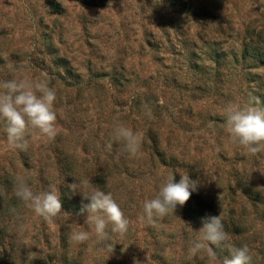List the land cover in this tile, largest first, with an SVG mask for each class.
I'll return each mask as SVG.
<instances>
[{
    "label": "rangeland",
    "instance_id": "rangeland-1",
    "mask_svg": "<svg viewBox=\"0 0 264 264\" xmlns=\"http://www.w3.org/2000/svg\"><path fill=\"white\" fill-rule=\"evenodd\" d=\"M14 75L56 89L57 135L34 134L21 151L0 122V264H222L223 246L189 255L219 215L228 242L264 264V153L230 142L222 115L229 103H264V0H0V81ZM117 122L140 133L137 155L111 141ZM169 173L199 185L151 224L144 202ZM18 175L36 193L68 189L72 208L46 223L15 197ZM76 182L111 192L129 219L111 252L81 214L90 200L67 187ZM74 228L90 239L71 244Z\"/></svg>",
    "mask_w": 264,
    "mask_h": 264
},
{
    "label": "clouds",
    "instance_id": "clouds-1",
    "mask_svg": "<svg viewBox=\"0 0 264 264\" xmlns=\"http://www.w3.org/2000/svg\"><path fill=\"white\" fill-rule=\"evenodd\" d=\"M9 69L13 73L17 71L11 64ZM56 100V89L50 87L48 79L14 75L12 79L0 81V122L4 124L9 144L21 151H27L30 137L34 134L48 140L54 139L57 135V115L54 109ZM146 114L150 117L151 110L148 109ZM222 115L230 142L249 155L264 153V103L258 97H253L243 105L229 103L224 107ZM111 141L120 143L124 152L135 156L140 150L142 137L126 124L117 122L112 131ZM29 180L30 177L23 175L15 178V197L46 223L50 225L55 223L62 212L57 189L51 187L48 191L36 193ZM198 185L199 180H190L187 174L181 175L177 183L174 174L169 173L156 196L144 202L143 209L147 221L155 224L174 214L178 205L182 207L186 204ZM67 187L73 194L79 192L84 199L90 200L89 204L82 207L81 214L87 212L85 222L95 233L97 241L105 243L111 252L112 235L123 236L130 227L129 219L112 193H106L98 188H91L85 193L82 191L83 185L77 182ZM11 211L15 213L16 209ZM199 233L189 248V255L195 256L207 251L214 257L215 253L210 246L216 248L223 246L228 250L230 258L225 257L222 264H252L253 255L247 245L236 247L228 242V233L225 231L221 215L205 218ZM89 239L90 233L85 230L74 228L69 235V242L73 245H80Z\"/></svg>",
    "mask_w": 264,
    "mask_h": 264
},
{
    "label": "trees",
    "instance_id": "trees-1",
    "mask_svg": "<svg viewBox=\"0 0 264 264\" xmlns=\"http://www.w3.org/2000/svg\"><path fill=\"white\" fill-rule=\"evenodd\" d=\"M182 4H184V3H182ZM181 6H183V5H181ZM186 6V5H185ZM247 33H245V35L248 37V40L250 41V42H252V40H253V38L255 37L254 36V30L253 31H246ZM253 34V35H252ZM53 65L55 66V68H61L62 67V65H63V63L64 62H62V61H53ZM64 69V68H63ZM68 170V172H70V171H72L71 169H67ZM66 170V171H67ZM65 171V172H66ZM95 172V171H94ZM102 172V171H101ZM67 173V172H66ZM103 174V173H102ZM102 174H92L91 175V177L89 178V180L92 182V184L93 185H95V184H99L98 183V180H99V182H101L100 180L102 179ZM5 183H3V185H1L0 186V191H2V188H3V186L5 187V185H4ZM66 190H68V189H64V188H62L61 189V191H59L60 192V194H61V203H62V207L64 208V209H66V210H68V209H71L70 208V204L68 203V201H67V194H68V192L66 191ZM65 194L67 195L66 197H65Z\"/></svg>",
    "mask_w": 264,
    "mask_h": 264
}]
</instances>
